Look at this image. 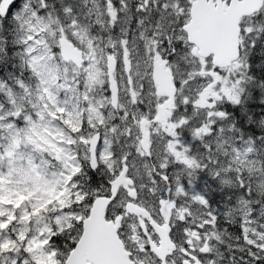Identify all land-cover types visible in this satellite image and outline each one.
Returning a JSON list of instances; mask_svg holds the SVG:
<instances>
[{
  "label": "snow or ice",
  "instance_id": "snow-or-ice-1",
  "mask_svg": "<svg viewBox=\"0 0 264 264\" xmlns=\"http://www.w3.org/2000/svg\"><path fill=\"white\" fill-rule=\"evenodd\" d=\"M15 3L0 264H264V0Z\"/></svg>",
  "mask_w": 264,
  "mask_h": 264
},
{
  "label": "trees",
  "instance_id": "trees-1",
  "mask_svg": "<svg viewBox=\"0 0 264 264\" xmlns=\"http://www.w3.org/2000/svg\"><path fill=\"white\" fill-rule=\"evenodd\" d=\"M253 68L255 71L252 73L257 80L264 78V66H262L259 61H257ZM258 95H253L250 91L248 94V99L246 101L247 105H251L252 107L248 109L250 114H261L264 115V102H262L261 96L264 95V92H261L259 88L255 90ZM247 126V125H246ZM264 129H258L257 134Z\"/></svg>",
  "mask_w": 264,
  "mask_h": 264
},
{
  "label": "rangeland",
  "instance_id": "rangeland-1",
  "mask_svg": "<svg viewBox=\"0 0 264 264\" xmlns=\"http://www.w3.org/2000/svg\"><path fill=\"white\" fill-rule=\"evenodd\" d=\"M18 3H19V0H16V3L13 5V8L17 7V6H18ZM9 15H10V13H9ZM229 107H231V106H229ZM203 184H204V181L201 180L199 186H200V187H203ZM214 187H215V186H213V188H214ZM209 197H210V198L213 197L215 200H219V198H220V197H219V193H213V192H210V193H209ZM213 206L215 207V206H218V205H213ZM223 239L226 240L227 237L225 236V237H223Z\"/></svg>",
  "mask_w": 264,
  "mask_h": 264
}]
</instances>
